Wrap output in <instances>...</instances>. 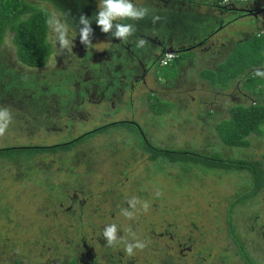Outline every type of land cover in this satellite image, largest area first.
I'll list each match as a JSON object with an SVG mask.
<instances>
[{"label":"rangeland","instance_id":"obj_1","mask_svg":"<svg viewBox=\"0 0 264 264\" xmlns=\"http://www.w3.org/2000/svg\"><path fill=\"white\" fill-rule=\"evenodd\" d=\"M28 1L48 9L50 14L64 13L63 3L56 6L52 0ZM91 2L97 7L98 0ZM153 14L157 13L152 12L150 16ZM237 23L234 21L230 25L238 29ZM68 28L72 47L60 49L59 43L54 44L47 64L30 69L19 61L11 32L6 33L0 45V107L11 110L12 122L0 137V148L55 145L104 123L134 119L155 145H166L174 151L259 160L264 174V158L261 157L264 153V133L260 137L256 136L248 147L223 144L217 131L220 121H216L221 117L227 118V115L223 110L214 111L222 95L240 93V90L235 91L231 79L227 90L217 89L218 83L214 80L219 79V68L232 69V66L238 65V60L229 64L233 52L248 53L252 49L256 41L252 40L250 31L234 35L223 47L216 46L219 52L215 53L210 48L208 56L224 55L229 48L234 49L212 69L216 74H207L213 81L212 87L198 78L204 77L215 63L186 66V58L191 52L186 43L187 51L178 53L183 54V57L176 55L177 58H173L168 65H158L155 70L148 72L144 82L141 78L137 81L123 78L128 84L120 96L112 95L104 99L85 96L75 110L55 116L51 112L46 113L52 109L51 93L55 91L48 92L47 87L57 84L65 76L67 82L63 84L61 93L81 89L83 83H88L81 79V75L85 76L94 61H101L98 53L107 49L113 39L94 29L92 45L87 48L81 43L79 32H72L73 26L68 25ZM75 29L79 31V28ZM215 29H219V25L210 28L209 32ZM182 30H173L171 37L182 34ZM48 38L53 42L50 29ZM261 40H264V35L257 39ZM245 43H248L247 46H243ZM115 60V55L110 53L107 63ZM4 63L7 68L16 71L39 73L40 80L12 73L13 70L4 69ZM58 70L63 76L55 74ZM71 70L74 71L73 76L76 73V77L71 75ZM199 71L202 72L199 74ZM245 73L243 71L241 76ZM255 80V95L263 102L264 77L259 76ZM237 86L251 97L249 81H244V86ZM68 97L71 99L70 94ZM163 108L169 110L168 113L158 114ZM232 108L238 109V104L229 108L228 118L234 113ZM206 109L211 110L210 115ZM107 132L110 133L88 137L75 147L72 154L81 155V159L72 168L71 163L60 162L62 153L35 154L30 160H25L27 163L23 165L10 160L7 157L10 154L0 157V250H7L8 254L6 257L0 251V264H8L7 261L13 260L14 255L22 258L21 264H67L65 260L72 262L76 256L85 262L87 256L82 237L93 248V264H123L119 259H128L133 264H218V260L222 264H245L244 254L230 231L247 256L257 264H264V184L253 199H246L236 205L232 199L244 197L245 190H249L248 171H243L241 175L240 171L235 170L202 171L199 166L187 169L184 165L181 168V160L188 156L184 153H169L168 157L162 155V159H173L175 162L172 164L164 160L162 169L156 171L155 162L149 160L148 154L131 146L136 141L139 145L144 142V136H138L136 128L118 126ZM108 144H116V152L110 154L109 148H106ZM193 158L199 159L194 155ZM27 164L33 167L28 170ZM70 169L78 174L80 182L74 181L67 173ZM64 180L68 184V193H76V201L83 207L73 215L66 211L72 207L76 210L77 206L69 198L56 196L57 187ZM49 185L55 188L51 190ZM79 190L85 194L79 193ZM158 191L160 196L156 195ZM88 193L90 196L86 195ZM133 197L147 201L149 208L144 211L138 205L135 218L128 219L121 214V209L129 208L127 201ZM227 211L228 215L231 214L229 221ZM173 216L174 220L171 219ZM192 221H195V226ZM111 223L117 224L118 236L127 239L131 237L125 229L130 227L138 239L148 242L147 247L136 249L134 255L128 256L122 244L107 246L101 233ZM166 231L168 236L172 234L175 239L179 238L177 250L169 249L172 244L169 239L164 245L161 244L162 232ZM184 234L193 242L185 244Z\"/></svg>","mask_w":264,"mask_h":264},{"label":"trees","instance_id":"obj_2","mask_svg":"<svg viewBox=\"0 0 264 264\" xmlns=\"http://www.w3.org/2000/svg\"><path fill=\"white\" fill-rule=\"evenodd\" d=\"M46 14H50L49 10L46 8L38 7L35 4H32L28 0H0V45L2 44L4 37L6 33L9 31L11 32V38L13 41V44L15 46L16 55L21 63L26 65V67L30 68H41L47 64L48 58L50 57L51 53L54 51V43L50 41L48 38L49 34V27L46 24ZM264 34L254 35L252 40H255L254 45L252 46V49L249 50L248 53L240 52L238 51V54L232 53L231 57L232 60H230L229 64H233V61L238 60V65L232 66V69L229 67L227 69H220L218 70V73L220 74L218 81L214 80L215 83H218V85L222 89H226L229 86V80H233L236 78L241 77V73L243 71H246L244 76V81H249V88L251 89V97L249 99L248 105H239L238 109L232 108L233 114L230 118H224L218 125L217 129L219 130L221 139L226 145L235 146V147H248L252 145L253 140L252 136H261L264 133V100L263 102L259 97H257L256 92V77H259L255 74L256 69H262L263 63H264V43H262L264 40L257 41L258 38H260ZM248 43L243 44V46H247ZM185 51H178L176 55L178 57H183V54H178ZM187 55V54H185ZM174 59L177 58V56L173 57ZM172 58V59H173ZM240 60V61H239ZM171 61V60H170ZM168 62V64L170 63ZM244 62V63H243ZM241 63V64H240ZM166 64V65H168ZM4 69H10L7 68L8 66L4 63ZM222 68V67H221ZM254 68V69H253ZM14 70V69H13ZM17 70V69H16ZM222 70V72H221ZM72 74L74 73L73 70ZM14 72H16L14 70ZM222 74H221V73ZM61 73V70H58L57 76H63ZM208 73L216 74L213 70H207V73H205V76ZM249 73V74H248ZM19 74L28 77V74L33 75L34 80H40L39 73H31L29 71L19 70ZM76 74V73H75ZM248 74V75H247ZM209 75V74H208ZM207 75V76H208ZM247 75V76H246ZM73 76V75H72ZM204 76V77H205ZM75 77V76H73ZM45 80V78H43ZM210 79V78H209ZM249 79V80H248ZM67 80L65 79L64 85H66ZM210 83L213 84V81H210ZM156 94V93H154ZM157 95V94H156ZM161 100V98H160ZM163 109L160 110L158 114L162 115L163 113H168L167 111H163ZM162 112V113H161ZM62 113V112H61ZM53 115V114H51ZM157 115V114H156ZM134 119L130 120H121L118 122H112L109 124L104 125L103 127L97 128L92 132L86 133L84 135L79 136L76 139H67V143L62 142L55 145L50 146H8V147H2L0 148V157H2L3 154H10L11 156H7L12 159L13 162L18 163L20 165H23L24 163H27L25 160H30V158L34 157L35 154H41L43 152H49L50 154L55 153H62L61 154V163H71L72 168L74 165L79 163V160L81 159V155L72 154L75 147L82 143L86 138L93 137L97 134L105 133L108 134L110 132H107L108 130L112 129V127H118V126H127V127H134L137 129L138 136L141 134L144 136L143 143L139 145V143L133 142L131 145L134 149H139L143 151L144 153H147L149 156V160H152L155 162V170L162 169L164 166V160L161 156L168 157L169 153H184L188 156L184 157L183 160H181L180 167L184 165L185 168L190 167H196L199 166L202 171H205V169L208 170H224V171H240V174L243 175V171L249 172V190L246 189V194L244 197H241L235 201L236 202H244L247 198L253 199L255 195L258 194V192L263 187V169L261 167V161H253L250 158H226L219 155H205L204 153L196 154L193 151H174L169 150V147L161 146V145H155L153 144L144 134V131L142 127H139V125L134 124ZM136 122V121H135ZM225 122V123H224ZM141 128V129H140ZM128 132H131L128 130ZM132 134V132H131ZM141 135V136H142ZM259 146V145H257ZM105 148V147H104ZM106 148H109L108 152L110 154L116 152L117 145L116 144H108ZM61 150V151H60ZM198 153V152H197ZM194 156H198L199 159L197 160L193 158ZM262 158H264V153L261 155ZM166 162L174 163L175 160L170 159ZM28 165V164H27ZM69 165V166H70ZM182 165V166H181ZM26 166V165H25ZM33 167L32 165L26 166L28 170ZM70 176L73 177V180L77 182L79 181L78 174L71 171L67 172ZM81 186V185H80ZM50 189H54V185H49ZM59 190L56 193V196L58 197H65L69 198V200L74 203L77 206V209L74 210L73 207L70 209H67V213L69 215L75 214V211L82 210L81 204L78 205V202L76 201V193H68L67 188L68 184L64 180L61 182L60 185L57 187ZM109 191V190H108ZM79 193L85 194L82 191L79 190ZM87 196H90L89 193L86 194ZM263 199V198H262ZM74 206V205H73ZM170 214V213H168ZM172 215V214H170ZM231 218V214L227 215V220L229 221ZM172 220H174V217H171ZM173 225V224H172ZM79 228V227H78ZM183 230V229H182ZM195 231V229H194ZM167 232H162L163 240L161 242H166V239H169L170 242H172V246L170 245L169 249L177 250L179 248V238H176L171 234V236L167 235ZM192 233V232H191ZM190 234V233H188ZM186 234H184V239L186 241L185 244L193 242L190 238L185 237ZM81 239H85L82 237ZM174 241L176 243H174ZM179 243V244H177ZM209 258V257H208ZM207 258V259H208ZM246 259L250 262L255 263V260L251 258L250 256H247ZM20 260H16L15 264H19ZM67 261L69 264H75L77 261V264H89V261L83 262V260L78 258L77 256L75 258H72V262ZM66 262V263H67ZM67 263V264H68ZM218 264H222L220 260H218ZM252 264V263H247Z\"/></svg>","mask_w":264,"mask_h":264},{"label":"flooded vegetation","instance_id":"obj_3","mask_svg":"<svg viewBox=\"0 0 264 264\" xmlns=\"http://www.w3.org/2000/svg\"><path fill=\"white\" fill-rule=\"evenodd\" d=\"M150 1L155 4L156 0ZM202 3L206 5L207 10L210 8V3L206 0H185V2L184 0H161L160 3L157 1L156 5L158 7L161 6L162 10L159 8L150 10L151 14L155 12L160 17L157 23L153 24L150 16L135 22L137 30L133 36L129 37V44L113 37L108 48L102 53H98L99 56L108 54L107 57L104 56L106 59L102 60L100 58L101 61H94V65L87 69L85 76L81 75V79L86 80V82L88 81V83H83L81 89L75 88L70 93H61L66 79L65 76L57 84H51L50 87H47L48 92L55 91L51 93L53 94V98L50 101L52 109L46 113L51 112V114L56 116L61 112L73 111L85 96L87 98L98 96L102 99L106 97L110 98L112 95L120 96L123 88L128 84L123 78L134 79L136 81L141 78L144 82L145 74L156 69L160 55L166 49L171 48L178 52L185 49V43H192L193 49L199 52H205L211 48L216 53V46H225V42H229L234 35L243 32V30L253 33L257 28L264 27V11H259L264 6V0H255L250 4L241 5L219 4L216 0L214 3L217 9L216 13L207 11L206 16H198L190 12L191 9L198 12L197 9ZM182 6L186 9L183 12ZM243 6L257 9L259 12L255 16L248 12H244V15L238 9ZM169 9L171 10L168 11ZM80 12H83L87 17H91L95 13V10L92 5L80 6ZM234 21H238V25L236 24L238 29L235 28V25H230ZM214 25H219V29L209 32L210 28L214 27ZM97 29H100V27L97 26ZM180 29H183L182 34H178L177 37L172 38L173 30L177 31ZM136 35L147 41L144 47L137 48L135 46L136 41L131 40V38ZM110 53H115L116 60L107 63L110 59ZM11 70L13 69H9L10 72H12ZM12 73L19 74V71L14 72L13 70ZM33 75L28 74V78L33 79ZM74 76L76 77L77 75L75 74ZM89 78L92 80H87ZM132 86L133 83L130 84V88ZM69 94L71 95V99L68 97ZM82 241L87 260L89 264H93L95 258L93 248L84 242L85 239ZM119 261L123 264H133L128 259L124 261L119 259Z\"/></svg>","mask_w":264,"mask_h":264},{"label":"clouds","instance_id":"obj_4","mask_svg":"<svg viewBox=\"0 0 264 264\" xmlns=\"http://www.w3.org/2000/svg\"><path fill=\"white\" fill-rule=\"evenodd\" d=\"M52 1H54V4L56 6L58 5V3L60 4L63 3L65 5L64 13L62 14L58 15L56 12H52L51 14H46V24L53 33V37H54L53 42L54 44L59 43L60 49H69L72 47V41H70V39L68 38V31H69L68 25L73 26L74 30L72 32L74 33L79 32L81 43L84 44L87 48H89L92 45L91 37L93 35V30L97 29V26L100 27L98 31H101L102 33L108 36L112 35V37L118 38L121 42L127 43L129 37L133 36L137 30L135 22H138L150 16V9L148 7L140 6L134 3L133 0H98L97 7H95V5L93 4V2H91V0H77V1L52 0ZM254 1L255 0H247L242 2H233L230 4H237V5L246 4V3L250 4ZM217 2L219 4H224L221 2V0H218ZM88 5H92V7L95 10V13H93L91 17H87L83 12H80V6H88ZM159 19H160L159 16L151 15V22L153 24L157 23ZM75 27L79 28V31H77ZM263 32H264V27L257 28L255 33L256 35H259L262 34ZM146 43L147 41L144 38H138L135 46L137 48L144 47ZM184 46H185L184 50H187L188 47L186 45ZM192 46H193L192 43H190L189 47L191 48V50H193ZM66 52H68V50H66ZM167 52L173 53L174 56H176L177 54V52L171 48L166 49L160 55V58L158 60V65H161L160 59ZM113 54L115 55V53ZM97 56L102 60H104L106 59L105 57H107L108 54H104L103 56H99V55ZM97 56L95 54L93 55L95 59L97 58ZM255 74L257 76H264V63L262 69L255 70ZM156 80L158 79L156 78ZM11 122H12L11 110L7 107H0V137H2L5 134ZM105 124L106 123H104L103 125ZM217 131L219 132L218 129ZM222 143L225 144L224 142ZM39 146H45V145H39ZM156 195L160 196L161 193L158 191ZM237 199L238 198L232 199V202ZM127 203L129 205V208L121 209V214L128 219L135 218L136 212L139 210L137 208L138 205H140L144 211H147L149 208V203L147 201H141L139 198L136 197L129 199ZM241 203L243 202H240V204ZM235 204L237 205L238 202H236ZM227 215H228V211H227ZM192 225L195 226V221H192ZM228 228L230 231L231 226H229ZM118 230L119 229L116 223L108 224L103 228L101 235L106 240L107 246L115 247L118 244H122L123 250L128 256L134 255L136 249L143 250L145 247H147L148 242L141 241L140 239H138L136 237V233L130 227L126 228L125 231L128 233V236L131 237V239L118 236ZM230 233L234 239V242L237 244L239 250L244 254L245 264H247L248 262L253 264V262H250L246 259L247 252H245L244 249L238 244L237 240L234 238L231 231Z\"/></svg>","mask_w":264,"mask_h":264},{"label":"crops","instance_id":"obj_5","mask_svg":"<svg viewBox=\"0 0 264 264\" xmlns=\"http://www.w3.org/2000/svg\"><path fill=\"white\" fill-rule=\"evenodd\" d=\"M157 1H158V3H160L161 2V0H156L155 1V4H153L150 0H138L137 2H136V0H134V3H137L138 5H140V6H145V7H148L150 10H153V9H155V8H159V9H161L162 10V7L160 6V7H158L157 5H156V3H157ZM206 1H208L209 3H210V8L207 10L206 9V5L205 4H201V6L197 9V11L198 12H196V11H194V9H191V13H193V14H196V15H198V16H206L207 14V11H209V12H211V13H216V6L214 5V3L216 2V0H206ZM218 1V0H217ZM189 3H190V1H189ZM157 6V7H156ZM183 8H182V10H186V9H184L185 7L184 6H182ZM171 9H169L168 11H170ZM151 17V16H150ZM215 26V25H214ZM244 31V30H243ZM256 31H254L253 33H252V36H251V38H253L254 37V35L256 34L255 33ZM241 33V32H240ZM136 36H138L136 39H134L135 41H137L138 40V38H141L139 35H136ZM186 42H188V41H186ZM198 49V48H197ZM234 49L231 47V48H229V50L224 54V55H222V54H214V55H211V56H208V51L209 50H207V51H205V52H199L198 50H196V49H193V50H191V52H189V55L187 56V58H186V66H191V65H195L196 63H200V64H202V63H204V62H206L207 64L209 63V64H211V62L214 64L213 66H208L210 69L209 70H212V69H215L216 68V65L217 64H220V63H222V60H224V59H226V55H228V54H231L232 53V51H233ZM183 51H187V50H183ZM222 56H224V57H222ZM183 73H185L184 71H182ZM202 71H199V74L201 73ZM148 74V73H147ZM147 74H145V76H147ZM264 77V76H263ZM240 78H241V83L239 82L240 81ZM199 80H203L204 82H206L207 84H208V86H210V87H212L211 85H212V83H210V79H209V77L208 76H205V77H202V78H198ZM205 79H207L208 81H206ZM152 80H154V79H152ZM155 81V80H154ZM195 82V81H194ZM193 82V83H194ZM231 83L232 84H234V87H236V90L235 91H237V90H240V93H235V92H232L233 93V95H231L230 93H226L225 95H222V97H220V99H219V103H218V107L217 108H215L214 109V111H216V110H223V113H225L226 115H227V117H228V112H229V108L233 105V104H238V106L239 105H248L249 104V101H251L250 99H249V95H248V92L247 93H244V91L245 90H241V89H243V88H241V89H239L238 88V86L237 85H241V86H244V81H243V78H242V76L241 77H239V78H236V79H233V80H231ZM238 83V84H237ZM236 84V85H235ZM194 84H192V86H193ZM191 86V87H192ZM228 88V87H227ZM160 89V88H159ZM217 89H221V90H224V89H222L219 85L217 86ZM225 90H227V89H225ZM153 93H156L157 94V92H155V91H153ZM216 94V92H214V95ZM218 96H221V95H218ZM225 105V107L223 108V106ZM229 105V106H228ZM212 107H215L214 105L212 106ZM207 110V114L208 115H210L211 114V110H209V109H206ZM206 110H204V111H206ZM224 119V117H221L218 121H216L217 123L220 121H222ZM256 136L255 135H253L252 136V140L255 138ZM3 246V245H2ZM1 252H3V250L1 249L0 250ZM19 251V250H18ZM6 252H7V250H6ZM6 252H3V255L5 254V256L6 257H8V254L6 253ZM10 253H11V250H10ZM11 254H13V253H11ZM10 254V255H11ZM9 255V256H10ZM20 259V264H21V262H22V258H20V256H16V255H14L13 256V260H12V258L11 259H9L8 261H7V263L8 264H15V261L16 260H19ZM1 260H2V258H1Z\"/></svg>","mask_w":264,"mask_h":264},{"label":"water","instance_id":"obj_6","mask_svg":"<svg viewBox=\"0 0 264 264\" xmlns=\"http://www.w3.org/2000/svg\"><path fill=\"white\" fill-rule=\"evenodd\" d=\"M220 7H223V6H220ZM239 10H241V12L245 15V13L244 12H248V13H252L254 16L255 15H257V13L259 12V11H264V6L262 7V8H260V10L258 11L257 9H253V8H250V7H246V6H243V7H241V8H238ZM257 11V12H256ZM261 20H262V18H260ZM238 22V21H237ZM133 122V121H132ZM134 124H136L137 125V123H135V122H133ZM104 125L102 124V125H99V126H97V127H94V128H92V129H90V130H87V131H85V132H83L82 134H80L79 136H81V135H84V134H86V133H89V132H92V131H94L95 129H97V128H100V127H103ZM79 136H76V137H74V138H72V139H76V138H78ZM71 139V140H72ZM68 141H65V143H67Z\"/></svg>","mask_w":264,"mask_h":264},{"label":"built area","instance_id":"obj_7","mask_svg":"<svg viewBox=\"0 0 264 264\" xmlns=\"http://www.w3.org/2000/svg\"><path fill=\"white\" fill-rule=\"evenodd\" d=\"M242 1H247V0H221L222 3H233V2H242ZM174 57V54L171 52H167L162 58L160 59V64L161 65H166L168 62Z\"/></svg>","mask_w":264,"mask_h":264}]
</instances>
